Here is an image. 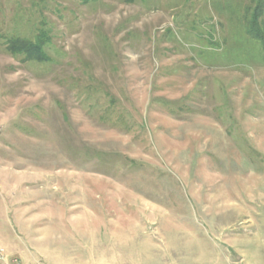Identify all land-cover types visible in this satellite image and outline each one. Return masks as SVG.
Segmentation results:
<instances>
[{
  "label": "rangeland",
  "instance_id": "374dc122",
  "mask_svg": "<svg viewBox=\"0 0 264 264\" xmlns=\"http://www.w3.org/2000/svg\"><path fill=\"white\" fill-rule=\"evenodd\" d=\"M257 3L0 0L7 264H264Z\"/></svg>",
  "mask_w": 264,
  "mask_h": 264
},
{
  "label": "trees",
  "instance_id": "16d2710c",
  "mask_svg": "<svg viewBox=\"0 0 264 264\" xmlns=\"http://www.w3.org/2000/svg\"><path fill=\"white\" fill-rule=\"evenodd\" d=\"M87 2L89 0H81ZM244 16L240 22L241 29L248 40L261 43L264 46V28L260 17L262 15V3H257L254 7L244 9ZM48 37L41 31L33 39L26 37L12 36L7 40L6 48L14 55H23L26 59L38 62L48 61L49 57L45 52L44 46L48 43Z\"/></svg>",
  "mask_w": 264,
  "mask_h": 264
},
{
  "label": "built area",
  "instance_id": "2783aa9c",
  "mask_svg": "<svg viewBox=\"0 0 264 264\" xmlns=\"http://www.w3.org/2000/svg\"><path fill=\"white\" fill-rule=\"evenodd\" d=\"M0 264H7L6 256L2 249H0Z\"/></svg>",
  "mask_w": 264,
  "mask_h": 264
}]
</instances>
